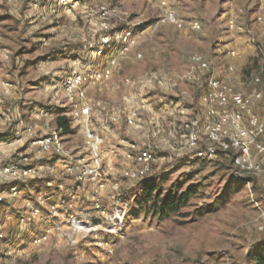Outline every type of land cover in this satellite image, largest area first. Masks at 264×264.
I'll return each instance as SVG.
<instances>
[{"label": "rangeland", "instance_id": "374dc122", "mask_svg": "<svg viewBox=\"0 0 264 264\" xmlns=\"http://www.w3.org/2000/svg\"><path fill=\"white\" fill-rule=\"evenodd\" d=\"M78 1L69 8L58 0H0V167L25 156L32 166L52 165L54 156H37L26 129L37 124L44 134L59 115L70 116L74 106L63 80L74 62L108 64L111 51L100 58L93 51L109 31L137 28L139 43L119 58L110 79L89 87L90 97L106 107H123L128 98L134 107L148 106L139 110L142 120L165 122L161 116L172 106H201L204 81L213 72L231 74L235 90L264 92V21L257 20L264 0ZM167 11L182 28L162 21ZM191 21L201 29L192 30ZM194 54L209 59L210 69L201 72ZM153 76L161 82L139 81ZM72 126L64 135L67 147L89 155L83 132ZM131 131L122 123L105 134L132 138ZM112 158L114 172L80 185L65 172L0 179V264H259L264 173L240 180L231 156L219 152L202 161L188 154L160 158L150 174L129 179L121 172V151ZM145 180L164 193L191 191L179 215L159 220L137 209ZM15 184L19 194L11 196ZM47 230V239L36 243Z\"/></svg>", "mask_w": 264, "mask_h": 264}, {"label": "built area", "instance_id": "2783aa9c", "mask_svg": "<svg viewBox=\"0 0 264 264\" xmlns=\"http://www.w3.org/2000/svg\"><path fill=\"white\" fill-rule=\"evenodd\" d=\"M63 6L75 8L78 0H58ZM257 20L264 21V4L260 8ZM163 22H169L179 28L182 22L173 11H167ZM230 27H234L233 21H229ZM192 30H200L201 24L191 21ZM102 29L107 31L109 26L103 24ZM101 42L94 49V58L107 56L111 51L108 64L97 68L96 62L82 66L74 62L68 74L63 80L64 90L74 109L70 113V123L83 132L84 148L89 155L73 154L67 147L64 139L65 133L60 127H53L44 134H38L39 126L30 125L26 129L31 147L39 154L53 155L55 164H39L32 166L30 158L21 157L18 162H7L0 167V179L17 180L22 173L36 176L41 172H54L56 164H62V171L70 175L71 179L80 185L85 181H96L101 172H114L115 165L104 163L105 154L110 151L115 154L121 149L124 167L121 172L129 179H138L141 175L152 172L153 164L160 158L182 157L191 154L189 158L198 161L211 159L219 152H233L232 172L240 180L250 175L264 173V115L255 111V102L261 101L264 92L254 88L250 92L235 90L232 75L221 77L213 72L207 79V90L200 97V105L203 115H198L195 110L180 122L173 121L168 126L148 121L139 122V110L147 109L146 104L133 107L127 103L122 107H106L105 103L89 95V87L107 81L113 75L114 69L119 63V58H126L139 43V31L137 28L126 27L104 33ZM229 55L236 56V51H229ZM138 57H142L138 53ZM192 63L197 65L201 72L210 69V60L194 54ZM201 77V76H200ZM198 76V80L200 78ZM154 79V80H152ZM145 81L140 78L142 84L158 80L153 76ZM161 82L160 80H158ZM129 85L133 84L129 78ZM256 82H260L257 78ZM105 110L104 129L111 125H118L124 121L127 126L139 130L147 126L148 137L143 141L122 139L119 146L107 148V137L93 127V122L99 116L98 112ZM167 154V155H166ZM11 196L19 194L17 184L9 188ZM1 200V197H0ZM50 230L45 231L35 239L36 243L46 240Z\"/></svg>", "mask_w": 264, "mask_h": 264}, {"label": "trees", "instance_id": "16d2710c", "mask_svg": "<svg viewBox=\"0 0 264 264\" xmlns=\"http://www.w3.org/2000/svg\"><path fill=\"white\" fill-rule=\"evenodd\" d=\"M27 65L28 64L26 63V66ZM208 76L209 74L206 76L204 81V85L206 86V88L203 90L204 92L207 90ZM261 101H263L264 106V97ZM194 108L198 115H203L201 106H196ZM70 121L71 119L68 115H59L56 120V126L62 128L64 133L70 132L73 129L71 127ZM5 135L2 134V136ZM225 154H229L231 159L234 156L233 152L231 151ZM188 155L190 156L192 153H189ZM66 175L70 178V175ZM190 194V190H186L185 192L181 193L178 191H167L164 193L158 189L155 183H150L149 180H145L142 187L141 196L137 201V209L141 211L152 212L153 215L159 220L168 219L173 215H179L181 209L187 204ZM258 260L259 264H264V254H262V256L259 255Z\"/></svg>", "mask_w": 264, "mask_h": 264}, {"label": "crops", "instance_id": "0c3cea01", "mask_svg": "<svg viewBox=\"0 0 264 264\" xmlns=\"http://www.w3.org/2000/svg\"><path fill=\"white\" fill-rule=\"evenodd\" d=\"M261 104H263V101H256L255 102V109H256V111H258V113L260 115H264V106L262 107ZM176 107L172 106L171 109H168L166 112H164L163 116H161L162 119H165V122H162V121L158 122L157 121V123H160V124H163V125L168 126L173 121L180 122L182 119H185L188 115H190V113H192L193 110H195V108H193L191 106L190 107H186V108H180V109H178V107L177 108ZM144 111H146V110L143 109L142 110V113ZM99 116L95 119V121L98 122V124H99L98 130L101 131V132H103L105 134V132H108L110 130V127L107 128V129H104V118L102 116L101 117H99ZM139 122L145 123V125H146V122H148V119L142 120L140 118L139 119ZM122 123H125V122L122 121L118 125H121ZM111 126H113V125H111ZM132 130L133 131L130 132V134L132 133L131 134V137L132 138H124V137H120L119 138V137H116V136L109 137L107 134H105V136L107 137V149L109 150V147H112V146H119L120 145V141L122 139H130V140H136V141H143V140H145L148 137V128H147V126H145L142 129H139V130H134V129H132ZM113 138H115V139L113 140ZM117 149H118V151H121L120 147L119 148L117 147ZM112 156H113L112 152L108 151L105 154L104 163L105 164H110L111 161L113 160ZM55 163L56 162L54 161L52 163V165L55 164ZM122 165H124V163ZM62 167L63 166H62L61 163L56 164V169L54 170V172H61L62 171Z\"/></svg>", "mask_w": 264, "mask_h": 264}]
</instances>
